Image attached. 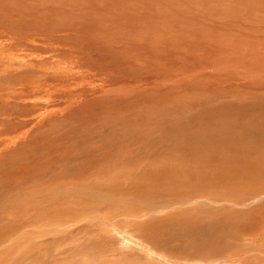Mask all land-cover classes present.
Masks as SVG:
<instances>
[{"label": "rangeland", "instance_id": "374dc122", "mask_svg": "<svg viewBox=\"0 0 264 264\" xmlns=\"http://www.w3.org/2000/svg\"><path fill=\"white\" fill-rule=\"evenodd\" d=\"M219 105L264 115V0H0V264H264V198L180 208L183 196L166 201L173 211L145 209L158 250L128 220L92 219L102 207L74 233L47 228H68L74 208L60 194L80 170V180L101 178L166 123ZM253 166L264 175L263 154ZM191 209L225 216L219 226L236 242L201 260L193 248L207 233L190 236V252L172 249L195 225L152 224Z\"/></svg>", "mask_w": 264, "mask_h": 264}, {"label": "bare ground", "instance_id": "6f19581e", "mask_svg": "<svg viewBox=\"0 0 264 264\" xmlns=\"http://www.w3.org/2000/svg\"><path fill=\"white\" fill-rule=\"evenodd\" d=\"M70 100L73 101L72 98ZM239 113L242 114L240 117L238 116ZM192 115V117L170 121L160 127L148 142L141 144L139 148L135 146L132 151L128 150V155L119 157L123 160L122 162L118 163L119 159L113 157L114 160H110L111 163L104 166L106 171L101 178L89 179L87 177L88 180H80L82 172L80 170L81 172L75 174L76 177L73 180L77 185L75 190L69 187L74 185V183L71 185L72 180L70 182L68 180L70 185L64 181L69 186L63 184L64 187H62L63 185H61L62 189L67 186L60 194L64 203H68L63 204V207L65 210H69L70 207L74 208V211L70 210L66 213L65 224H68V228L66 230L61 228L60 230L57 225L54 226L52 223L46 227L50 231L74 233L80 218L87 217L86 210L90 211L96 207H102L104 214L100 215L99 211H95V214L91 215L92 219L98 220L105 216L108 217L110 223L113 219L117 222L120 219L128 220L132 224L127 227L130 228L129 232L139 234L141 231L142 237L140 238L142 241L146 245L150 244L148 245L150 248L153 247L158 250L160 247L158 239L152 240L146 226L142 225L141 218L145 209H148L153 216L164 211H173L174 203L166 201L179 199L183 196L190 200L178 202L180 208L189 205L187 203L234 201L233 199L239 197L242 202L251 203L257 200L262 202L264 185L260 182L261 179H264V175H259L256 172L253 162L258 155L263 154L264 156V115L260 117L255 112L241 110L237 105H219L211 109L203 107ZM172 123L173 125H170ZM228 163H230V170L223 168V165ZM96 170L102 171V169L97 168ZM161 172L166 175L175 173L176 177L173 180L161 179L157 182L160 176L163 177ZM79 181L83 184L78 183ZM121 183L123 187H121ZM175 189L179 193H170ZM167 193L170 194L167 195ZM257 196L259 197L257 198ZM192 211L194 209L171 213L169 214L170 217L152 224L153 226L170 225L186 220V222L195 225L189 230L188 239L184 240V243L179 242L172 249L190 252L192 249L190 236L207 233L208 237L200 239L193 248L196 253L195 257H200L198 259L201 260L213 255L217 248L221 252L226 251L236 242L232 238L233 232L231 230L224 231L219 226L220 222L226 221L225 216L220 215L217 219L211 218L210 214L195 217V213L194 215L190 214ZM35 212L38 213L36 210ZM248 215H252L251 210H249ZM146 216H148V212H146ZM91 217L88 216L87 218L91 219ZM203 220L206 229L203 227ZM243 223L240 221L236 226L241 228ZM52 227L54 230L51 229ZM211 232L215 233L219 245L212 239ZM225 235H229L228 240L224 238ZM53 237L55 236L53 235ZM78 246L82 247L80 243ZM31 249L34 250V248ZM256 249L254 248V250ZM235 252L238 253L239 251L235 250ZM222 257L216 258L213 263L220 264L221 260L224 259ZM227 257L228 255H225V258ZM36 260L35 258V262ZM102 261L99 260L98 262L104 264Z\"/></svg>", "mask_w": 264, "mask_h": 264}]
</instances>
